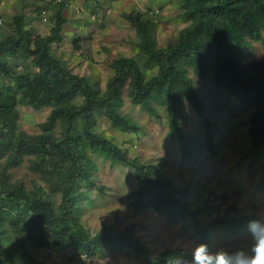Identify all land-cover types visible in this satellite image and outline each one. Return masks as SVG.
<instances>
[{
	"label": "trees",
	"instance_id": "trees-1",
	"mask_svg": "<svg viewBox=\"0 0 264 264\" xmlns=\"http://www.w3.org/2000/svg\"><path fill=\"white\" fill-rule=\"evenodd\" d=\"M41 1L44 6L36 11L43 22H49L47 35L37 33L28 25L29 16L21 13L13 19L12 34L0 38V264H44L30 247L59 253L74 250L85 258H107L110 252L128 250L142 264H173L181 257L191 260L190 253L177 249L153 256L132 224L123 229L104 226L96 234L84 226L83 203L100 189L94 176V152L113 168L132 171L138 186L133 195L135 210L153 208L171 225L187 228L190 223L199 243L209 246L218 229L232 237L243 236L253 217L241 215L236 203L229 208L231 217H212L220 207L193 208L187 188H178L160 164L127 156L105 135L102 124L126 135L143 132L137 121L123 113L127 91L131 104L147 116L160 120L164 112L169 137L179 144L184 161L198 162L204 148L219 156L224 144L216 137L213 122L204 116L192 71L253 109L247 157L252 167L257 166L264 158V60L245 61V56L252 42L264 40V0H183L181 17L187 25L166 47L159 45L151 19L158 10L123 14L136 32L137 55L112 61L113 75L104 90L73 73L54 54L53 46L64 41L66 1ZM73 38L70 42L76 46L80 39ZM12 60L30 62L34 70L18 72L10 65ZM20 105L51 108L40 133L19 129ZM186 105L205 125L204 146L184 128L181 110ZM25 162L39 179L30 189L13 180V170ZM208 210L211 214L204 218Z\"/></svg>",
	"mask_w": 264,
	"mask_h": 264
},
{
	"label": "rangeland",
	"instance_id": "rangeland-1",
	"mask_svg": "<svg viewBox=\"0 0 264 264\" xmlns=\"http://www.w3.org/2000/svg\"><path fill=\"white\" fill-rule=\"evenodd\" d=\"M68 7L62 12L67 20L63 29L64 41L53 46L54 54L64 61L73 73L87 77L91 84L104 90L113 75L111 63L118 57H136L137 35L123 14L132 11H157L151 17L156 27V36L161 47L174 41L185 24L182 19L183 0H65ZM0 38L12 34L13 19L21 13L27 17L29 26L37 33L47 35L49 22H43L37 7L44 6L41 0H0ZM53 12V11H52ZM32 18V20H31ZM94 21V22H93ZM77 36L80 41L76 46L70 42ZM264 60V40L252 42L246 52L245 61ZM10 65L18 72L29 68L30 62L11 61ZM18 65V66H16ZM190 77L195 82L204 116L215 126L216 137L223 142L219 156L211 155L204 148L198 162L183 160L179 144L169 137V127L164 112L161 119H155L142 113L131 104L124 93L123 113L131 116L142 127L140 135H126L109 127L103 122L102 130L129 157H138L140 161H154L161 165L166 177L173 180L181 189L189 190L188 199L193 208L208 205L220 207L212 217H231L229 208L236 203L239 213L252 219H264V158L257 166H251L247 153L251 147L249 120L253 109L241 105L225 91L216 88L211 80H200L192 71ZM20 119L18 127L29 134L40 133V124L45 122L51 108L34 109L18 106ZM184 128L193 132L202 146L206 144L205 125L197 112L186 105L181 110ZM105 123V124H104ZM94 172L96 185L100 188L91 194V200L83 203L80 217L84 226L96 234L104 226L123 229L132 224L136 226V235L157 256L166 249H177L190 253L199 244L191 224L171 225L165 217L155 213L153 208L143 211L133 206L134 192L138 186L132 171L113 168L100 153L94 152ZM16 181L32 188L39 182L29 170V162L13 170ZM211 214V210L203 217ZM250 236L245 234L232 237L223 229L212 234L210 248H247ZM35 258L44 264H142L140 258L128 250L110 252L107 258H85L74 250L59 253L54 249L30 247Z\"/></svg>",
	"mask_w": 264,
	"mask_h": 264
},
{
	"label": "clouds",
	"instance_id": "clouds-1",
	"mask_svg": "<svg viewBox=\"0 0 264 264\" xmlns=\"http://www.w3.org/2000/svg\"><path fill=\"white\" fill-rule=\"evenodd\" d=\"M250 244L245 248L229 250L201 242L191 251V260L181 257L173 264H264V219H250L246 225Z\"/></svg>",
	"mask_w": 264,
	"mask_h": 264
},
{
	"label": "crops",
	"instance_id": "crops-1",
	"mask_svg": "<svg viewBox=\"0 0 264 264\" xmlns=\"http://www.w3.org/2000/svg\"><path fill=\"white\" fill-rule=\"evenodd\" d=\"M1 9H2V6L0 7ZM1 20H2V23L0 24V25H2L3 24V19L2 18H0ZM57 46H61V45H57ZM57 46H55V48H58Z\"/></svg>",
	"mask_w": 264,
	"mask_h": 264
},
{
	"label": "built area",
	"instance_id": "built-area-1",
	"mask_svg": "<svg viewBox=\"0 0 264 264\" xmlns=\"http://www.w3.org/2000/svg\"><path fill=\"white\" fill-rule=\"evenodd\" d=\"M59 1V0H58ZM0 23H1V20H0Z\"/></svg>",
	"mask_w": 264,
	"mask_h": 264
}]
</instances>
